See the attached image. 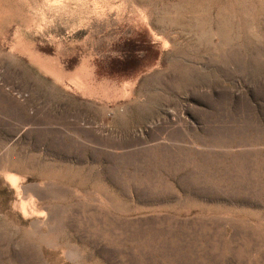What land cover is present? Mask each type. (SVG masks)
Returning a JSON list of instances; mask_svg holds the SVG:
<instances>
[{
    "label": "rangeland",
    "instance_id": "374dc122",
    "mask_svg": "<svg viewBox=\"0 0 264 264\" xmlns=\"http://www.w3.org/2000/svg\"><path fill=\"white\" fill-rule=\"evenodd\" d=\"M0 264H264V0H0Z\"/></svg>",
    "mask_w": 264,
    "mask_h": 264
}]
</instances>
